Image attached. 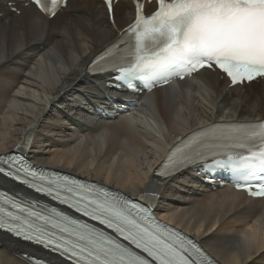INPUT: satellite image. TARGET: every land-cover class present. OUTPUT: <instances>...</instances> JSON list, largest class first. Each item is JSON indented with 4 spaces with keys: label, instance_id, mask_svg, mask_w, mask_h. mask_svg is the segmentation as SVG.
Returning a JSON list of instances; mask_svg holds the SVG:
<instances>
[{
    "label": "bare ground",
    "instance_id": "6f19581e",
    "mask_svg": "<svg viewBox=\"0 0 264 264\" xmlns=\"http://www.w3.org/2000/svg\"><path fill=\"white\" fill-rule=\"evenodd\" d=\"M18 10L17 16L0 1V153L25 154L38 167L80 175L145 203L216 264H264V200L212 189L196 167L165 180L152 174L168 149L194 131L264 120L262 84L226 89L204 71L193 87L151 93L141 113L105 120L97 111L115 114L110 100L122 107L124 99L105 87L110 75L92 76L88 64L107 54L130 22L129 1L115 6L113 25L98 0H70L51 20L32 8ZM0 187L20 191L1 178ZM46 256L0 233V264Z\"/></svg>",
    "mask_w": 264,
    "mask_h": 264
},
{
    "label": "snow or ice",
    "instance_id": "6c2138e0",
    "mask_svg": "<svg viewBox=\"0 0 264 264\" xmlns=\"http://www.w3.org/2000/svg\"><path fill=\"white\" fill-rule=\"evenodd\" d=\"M31 2L53 16L62 0H50L51 6L42 0ZM104 3L111 14L112 0ZM155 4L150 16H145L143 6L137 4L135 21L127 30L134 43L125 49L127 56L113 60L118 78H143L149 81L150 90L167 83L172 75L183 79L200 70L223 74L231 86L264 77V0H155ZM257 139L262 147L253 151L249 145ZM224 148H248L249 154L216 159L225 155L218 151ZM209 156L213 163L230 166L236 172L243 181L238 188L264 196V183H252L257 178L256 169L264 181V124L201 129L167 156L162 175H172ZM11 163L18 162L12 159ZM0 173L115 233L113 237L36 201L0 197V229L42 245L71 264H150L146 257L155 264H204L206 254L191 240L159 224L148 209L103 186L46 176L22 165L15 174L2 167Z\"/></svg>",
    "mask_w": 264,
    "mask_h": 264
},
{
    "label": "rangeland",
    "instance_id": "374dc122",
    "mask_svg": "<svg viewBox=\"0 0 264 264\" xmlns=\"http://www.w3.org/2000/svg\"><path fill=\"white\" fill-rule=\"evenodd\" d=\"M55 53H57V52H54V53H51V54H53L54 57H57V58H58V57H59L58 53H57L58 56H57ZM59 59H60V58H59Z\"/></svg>",
    "mask_w": 264,
    "mask_h": 264
}]
</instances>
